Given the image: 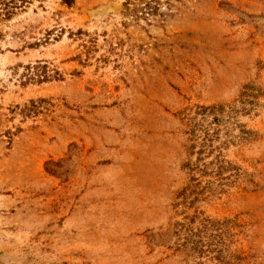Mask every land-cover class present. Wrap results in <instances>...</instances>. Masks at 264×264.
Instances as JSON below:
<instances>
[{
    "label": "rangeland",
    "instance_id": "1",
    "mask_svg": "<svg viewBox=\"0 0 264 264\" xmlns=\"http://www.w3.org/2000/svg\"><path fill=\"white\" fill-rule=\"evenodd\" d=\"M0 264H264V0H0Z\"/></svg>",
    "mask_w": 264,
    "mask_h": 264
},
{
    "label": "trees",
    "instance_id": "2",
    "mask_svg": "<svg viewBox=\"0 0 264 264\" xmlns=\"http://www.w3.org/2000/svg\"><path fill=\"white\" fill-rule=\"evenodd\" d=\"M64 4H68V0H61ZM146 10H149L150 12H152V8L149 6V4L147 3V2H145V4H144V7L143 8H139V9H136L135 10V14L137 13V12H141V15L144 13V15H149V13L148 12H146ZM143 12V13H142ZM144 15H143V17H144ZM43 79H45V76H44V78Z\"/></svg>",
    "mask_w": 264,
    "mask_h": 264
}]
</instances>
